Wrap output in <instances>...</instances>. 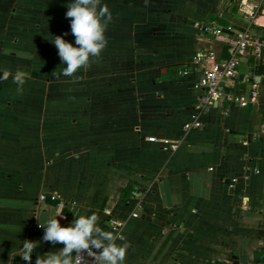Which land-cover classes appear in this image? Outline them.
<instances>
[{
  "label": "crops",
  "instance_id": "1",
  "mask_svg": "<svg viewBox=\"0 0 264 264\" xmlns=\"http://www.w3.org/2000/svg\"><path fill=\"white\" fill-rule=\"evenodd\" d=\"M69 2L0 0V52L39 47L27 32L57 35L58 9ZM103 3L111 13L105 46L71 76L54 59L56 88L70 90L52 93V110L44 92L0 93V264H27L19 255L24 240L36 242L32 264L58 252L63 245L44 242L39 225L63 216L57 219L67 226L92 213L113 233L110 220L124 222L116 240L127 245L123 264H264V49L242 60L228 88L247 96L258 83L257 104L232 106L228 116L212 108L201 130L182 134L200 94L192 59L201 49L226 58L231 35L216 39L201 28L264 38V1ZM33 5L37 30L29 24ZM252 9L253 25L244 14ZM0 57L13 67L8 55ZM182 69L189 71L185 78ZM78 79L82 92L71 89ZM10 98L38 106L11 108ZM151 136L181 140L180 148L166 155ZM51 193L62 203L39 201ZM136 204L142 212L134 219Z\"/></svg>",
  "mask_w": 264,
  "mask_h": 264
},
{
  "label": "clouds",
  "instance_id": "2",
  "mask_svg": "<svg viewBox=\"0 0 264 264\" xmlns=\"http://www.w3.org/2000/svg\"><path fill=\"white\" fill-rule=\"evenodd\" d=\"M66 18H71L70 31L73 42L67 41L63 35H55L49 42L58 50L61 64L64 65L63 75L71 76L86 65L90 57L98 56L104 48L105 31L111 19V13L103 0H70L66 5ZM9 72L4 71L0 78H8ZM27 70H17L12 74L17 91L22 90ZM63 217V216H57ZM57 217L48 218L43 225L42 240L51 244H62L61 249L52 254L45 253L43 258L37 257L35 264H73L72 254L95 251V264H123L127 245L116 242L117 236L110 230L101 227L95 213L79 215L75 221L62 226ZM35 241L24 240L21 259L32 264Z\"/></svg>",
  "mask_w": 264,
  "mask_h": 264
},
{
  "label": "built area",
  "instance_id": "3",
  "mask_svg": "<svg viewBox=\"0 0 264 264\" xmlns=\"http://www.w3.org/2000/svg\"><path fill=\"white\" fill-rule=\"evenodd\" d=\"M264 1V0H262ZM245 19L249 24L255 23L256 10L244 12ZM231 33L229 38H226L227 57L224 59L217 58L216 54L210 49L199 50L192 59V63L198 68V78L194 83V87L200 92L192 111L187 120L182 125L183 137L189 133L201 130L204 127L203 119H205L212 108L218 109L224 116H228L232 106L239 108H247L255 106L259 96L258 83L251 84L250 93L247 96L235 95L228 92V88L233 85V82L238 77V70L243 59L250 56H260L264 49V38L261 35L255 34L250 30L237 32L232 28H227L226 31L216 25L204 26L201 28V33L219 39L224 33ZM189 71L182 69L179 75L182 78L188 76ZM150 143L158 145L159 150L166 155L176 153L181 145V140H173L168 138H158L155 136L148 137ZM233 187V185H230ZM51 200L58 205L62 203V199L57 194H42L39 196V201ZM142 212L139 204L135 205V211L131 213V218L137 219ZM146 214V213H145ZM110 225L117 236V240L123 239L124 222L119 219H111ZM95 251L73 253V264H95Z\"/></svg>",
  "mask_w": 264,
  "mask_h": 264
},
{
  "label": "rangeland",
  "instance_id": "4",
  "mask_svg": "<svg viewBox=\"0 0 264 264\" xmlns=\"http://www.w3.org/2000/svg\"><path fill=\"white\" fill-rule=\"evenodd\" d=\"M66 5L67 4H63L62 5V10L61 7L58 9V13H62L61 15V21H59V31L57 35H63L64 33H69V35L64 36V38L69 41V42H73L74 41V37L71 35V31H70V19L71 18H66L65 16V11H66ZM54 6L56 7V5H49V9L48 11L51 13H54ZM39 9L36 8L35 5L32 6V10L30 11V14L32 17H34V20L32 19V21L29 22V24H31L30 28H35V25H38V21L36 20V18L38 16H40L39 13ZM56 13V12H55ZM33 25V26H32ZM38 27H36L35 29L37 30ZM52 31V30H51ZM35 32L29 33L27 32V35L25 39L30 41V44H39L36 45L37 47L34 50H30L27 52L26 51H9L6 53H1L0 54H4V55H8V58H6V61H11L10 63H14L13 67H5L4 64V58L0 57V74H2L4 71H7L10 73V75L8 76V78L4 79V78H0V82L1 86L3 87V89L0 87V93L1 91H9L11 93H13L15 96L19 95V93L23 92V93H29L30 97H37L38 93H46V96H50L49 99H46V104H47V108L52 110L53 109V98H52V93H54L55 91L59 92H65V91H69L70 88H68L66 85L62 84L60 86H58L56 88L55 86V81H54V68L53 66V62L54 59H60L58 56V50H54V48H56L53 44H51L49 41L51 39H53L54 37L51 36V34L53 32H51V34H42V32L40 33L41 35H39V37L37 35L34 34ZM49 40V41H48ZM38 48V49H37ZM18 61V62H15ZM19 61H23V62H19ZM44 65V66H43ZM17 70H27L28 71V77L26 78V81L24 83V85L22 86V90L21 91H17V85L13 82L12 79V74H14ZM63 70V69H62ZM63 73V72H62ZM76 76V75H75ZM40 80V83L38 82ZM79 84V86H78ZM80 81L78 79L77 82H75V85L73 86V89L75 92L76 91H84L85 86H81L80 85ZM82 85H84V80H82ZM79 87V88H78ZM2 94H0V100L3 101V99H1ZM12 99V98H10ZM33 100H30L27 103V100H21V99H12L9 100V106L12 108H21V107H37V103L36 102H32ZM23 103V105H22ZM27 105H25V104Z\"/></svg>",
  "mask_w": 264,
  "mask_h": 264
}]
</instances>
